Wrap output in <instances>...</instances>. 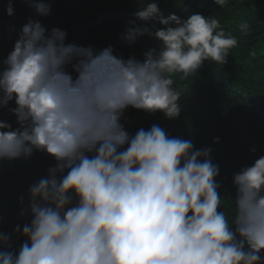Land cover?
<instances>
[{
  "label": "clouds",
  "instance_id": "9594fccd",
  "mask_svg": "<svg viewBox=\"0 0 264 264\" xmlns=\"http://www.w3.org/2000/svg\"><path fill=\"white\" fill-rule=\"evenodd\" d=\"M25 2L51 14L48 0ZM6 14L15 15L12 0ZM134 15L121 38L129 46L144 35L160 42L142 61L114 55L111 45L95 52L66 44V30L31 16L3 59L0 107L18 127L0 120V160L40 151L56 164L28 188L22 215L31 219L14 228L20 247H3L11 237L0 232V264H264V156L233 174L230 223L218 211L220 169L210 146L196 149L157 124L132 134L121 122L130 107L178 118L174 78H189L205 61L223 65L238 38L215 16L165 17L158 0ZM240 28L247 35L250 25Z\"/></svg>",
  "mask_w": 264,
  "mask_h": 264
},
{
  "label": "trees",
  "instance_id": "16d2710c",
  "mask_svg": "<svg viewBox=\"0 0 264 264\" xmlns=\"http://www.w3.org/2000/svg\"><path fill=\"white\" fill-rule=\"evenodd\" d=\"M48 2L52 4L51 14L40 16L25 0H12L15 15L8 16V0H0V69L30 16L40 20L48 30L53 26L66 30V44L91 45L95 52L111 45L114 55L142 61L145 51L159 48L160 42L148 35L139 37L131 46L121 38L127 22L137 19L134 15L137 6L142 7L145 0ZM158 4L165 17L173 12L181 17L194 12L215 16L226 33L238 38V45L230 50L223 65L205 61L189 78L181 79L179 74L174 78L173 87L182 93L178 118L167 119L160 111L147 113L130 107L121 122L132 134L141 127L148 129L157 124L169 136L191 140L196 149L210 146L212 160L220 169L216 178L221 183L218 211H224L231 223L235 209L233 174L264 156V0H229L225 7L213 0H158ZM243 23L250 25L247 35L241 31ZM155 27L163 26L156 23ZM9 107H15L14 101L9 102ZM0 120L18 127L15 114L5 107H0ZM215 137H219L218 142ZM252 147L257 148L255 154L250 151ZM55 164L54 157L40 151L29 158L0 160V230L11 237L3 247H20L24 238L14 228L31 219L30 212L22 215L28 205V188L47 176L49 167Z\"/></svg>",
  "mask_w": 264,
  "mask_h": 264
},
{
  "label": "rangeland",
  "instance_id": "374dc122",
  "mask_svg": "<svg viewBox=\"0 0 264 264\" xmlns=\"http://www.w3.org/2000/svg\"><path fill=\"white\" fill-rule=\"evenodd\" d=\"M0 232H1V230H0Z\"/></svg>",
  "mask_w": 264,
  "mask_h": 264
}]
</instances>
